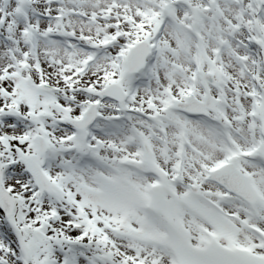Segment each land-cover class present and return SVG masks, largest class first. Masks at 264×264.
Returning <instances> with one entry per match:
<instances>
[{
  "label": "snow or ice",
  "instance_id": "snow-or-ice-1",
  "mask_svg": "<svg viewBox=\"0 0 264 264\" xmlns=\"http://www.w3.org/2000/svg\"><path fill=\"white\" fill-rule=\"evenodd\" d=\"M0 264H264V0H0Z\"/></svg>",
  "mask_w": 264,
  "mask_h": 264
}]
</instances>
